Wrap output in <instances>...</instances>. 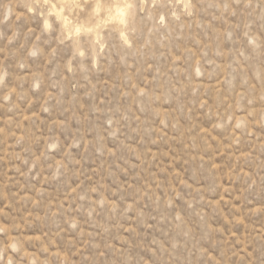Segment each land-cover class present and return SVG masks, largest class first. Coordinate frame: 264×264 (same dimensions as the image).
Returning a JSON list of instances; mask_svg holds the SVG:
<instances>
[{"label":"rangeland","instance_id":"1","mask_svg":"<svg viewBox=\"0 0 264 264\" xmlns=\"http://www.w3.org/2000/svg\"><path fill=\"white\" fill-rule=\"evenodd\" d=\"M128 2L0 0V264H264V0Z\"/></svg>","mask_w":264,"mask_h":264},{"label":"snow or ice","instance_id":"2","mask_svg":"<svg viewBox=\"0 0 264 264\" xmlns=\"http://www.w3.org/2000/svg\"><path fill=\"white\" fill-rule=\"evenodd\" d=\"M41 3L43 6H50L58 10L55 13L57 19L53 23H63L69 32H74L78 41L83 39L85 35H91L92 28L90 25L95 23V17H99L105 24L123 23L127 16V9L133 6L128 0H93L91 3L89 0H56L55 3H50V0H37V4ZM77 9L81 13L77 19L79 26L72 25L66 14L68 10H71L73 17H75ZM84 13H89V15L87 21L81 24L80 20L84 19ZM49 15H53V13L50 12ZM45 27H48L47 22H45Z\"/></svg>","mask_w":264,"mask_h":264},{"label":"bare ground","instance_id":"3","mask_svg":"<svg viewBox=\"0 0 264 264\" xmlns=\"http://www.w3.org/2000/svg\"><path fill=\"white\" fill-rule=\"evenodd\" d=\"M55 11H56V9H55ZM64 25V24H63Z\"/></svg>","mask_w":264,"mask_h":264}]
</instances>
